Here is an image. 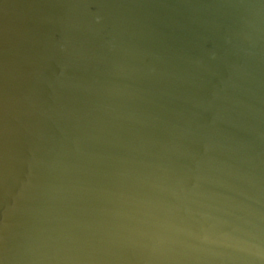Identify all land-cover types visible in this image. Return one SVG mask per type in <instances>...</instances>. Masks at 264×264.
<instances>
[{"label":"water","instance_id":"water-1","mask_svg":"<svg viewBox=\"0 0 264 264\" xmlns=\"http://www.w3.org/2000/svg\"><path fill=\"white\" fill-rule=\"evenodd\" d=\"M0 264H264V0H0Z\"/></svg>","mask_w":264,"mask_h":264}]
</instances>
